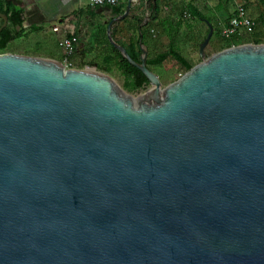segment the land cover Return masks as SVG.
I'll use <instances>...</instances> for the list:
<instances>
[{
    "label": "water",
    "instance_id": "water-1",
    "mask_svg": "<svg viewBox=\"0 0 264 264\" xmlns=\"http://www.w3.org/2000/svg\"><path fill=\"white\" fill-rule=\"evenodd\" d=\"M135 5L106 38L137 97L0 54V264H264V44L206 57V22L200 62L162 87L141 39L136 63L111 35Z\"/></svg>",
    "mask_w": 264,
    "mask_h": 264
},
{
    "label": "crops",
    "instance_id": "crops-1",
    "mask_svg": "<svg viewBox=\"0 0 264 264\" xmlns=\"http://www.w3.org/2000/svg\"><path fill=\"white\" fill-rule=\"evenodd\" d=\"M4 1L11 3L16 10L19 9L21 11V26L14 28L15 32H20L24 39L35 38L41 43L50 45L58 43V50L51 47L48 53L42 54L40 57L59 62L62 61L63 63L67 61L69 64H72L73 60L75 62V60H81V58H86L91 55L92 52L88 49L89 45L93 41H96L98 44L101 42L98 37L101 25L106 23L107 27L109 21L115 18L111 14L110 8H106L108 11H105V7L91 6L87 0ZM153 1L157 7V13L155 19L149 23V27L146 29L144 42L147 50L146 61L154 60L156 56L166 53L170 47V40H173L172 44L174 49L183 58L184 49L187 48L184 43L188 46H195L196 44L202 43L208 27L206 23L198 22L191 18L188 13V7H194L207 17L210 20L209 24L212 27V33L219 35L227 26L229 18L234 11L237 8H242L246 15L254 21V27L250 33L248 35L245 34L242 38L249 39L250 41L256 39L262 43L264 41V0H186L187 3L185 6L184 0ZM123 3L124 0H120L119 5ZM126 4L127 1L123 6L124 10ZM184 8L188 13L186 15L188 17L184 15ZM107 14H110L113 18L111 16L110 18ZM141 15L144 16L143 22L147 23L148 18L145 6L143 4L140 7L139 3L131 8L129 15L125 19L117 21L112 25L111 32L113 31L114 36L124 44L135 41L137 35L133 30L132 18ZM184 18L189 19L190 22L196 21L199 24L198 30H192V33H189L190 36L185 38ZM175 31L177 32L176 35L174 34ZM63 38L69 39L75 45V52L71 56H66L63 49L59 47V43ZM103 50L107 52L105 47ZM172 64L177 65L176 62L167 58L161 65L147 66V68L159 77L156 68H161L165 65L171 66Z\"/></svg>",
    "mask_w": 264,
    "mask_h": 264
},
{
    "label": "trees",
    "instance_id": "trees-1",
    "mask_svg": "<svg viewBox=\"0 0 264 264\" xmlns=\"http://www.w3.org/2000/svg\"><path fill=\"white\" fill-rule=\"evenodd\" d=\"M126 1L127 0H124V3L122 5L110 8L111 14L114 17L122 15L124 11L123 6L126 3ZM139 1H140V7L143 6V4L145 6V11L147 13L148 22L147 23L143 22L144 16L142 15L132 18L133 28H134L133 30L136 32V35H137L135 38V41H132V42L130 41L128 44H124L122 43L120 39L114 36L113 31L111 32L113 40L118 45H120L122 48H124L128 56L130 57V59H132L136 63H139V58H140L138 42L141 39V42L144 45L145 38H146V29L149 27V23L155 19V16L157 13V7L153 0H139ZM188 13L191 18L195 19L198 22H203V23L209 22L210 23V20L207 17H205L201 12H199L197 9H195L194 7H188ZM0 14L6 16L7 23H8L7 27L1 29L0 31V52H3L6 50V47L10 42L22 36L20 32L14 31V28H18L21 26V11L19 9L16 10L11 3L4 1V0H0ZM139 33L141 34V38L138 35ZM207 33H208V30L206 32V35ZM174 34L176 35L177 32L175 31ZM101 36H102V33L100 32L98 37L100 38ZM103 37H105V43L109 48V50H107V52H105L102 57L103 69L108 70L111 67H113L123 77L124 89L126 91L133 92V91H138V90H144L148 86V82L144 78V76L136 68L131 66L125 59H123L120 53L107 42L105 32H103ZM238 40H240V38L233 39L228 42L236 43ZM172 42L173 40L172 41L170 40V47L166 53L156 56L154 60H151V61L147 60L146 65L147 66H159L167 58H170L171 60L176 62L177 65H179L182 71L184 72L189 71L192 68V66L189 64V62L186 59H184L174 49ZM251 43L261 44V42L256 39H253ZM228 47L230 46L228 45L226 47L220 48V51ZM97 69L99 70V68Z\"/></svg>",
    "mask_w": 264,
    "mask_h": 264
},
{
    "label": "rangeland",
    "instance_id": "rangeland-1",
    "mask_svg": "<svg viewBox=\"0 0 264 264\" xmlns=\"http://www.w3.org/2000/svg\"><path fill=\"white\" fill-rule=\"evenodd\" d=\"M140 3L139 0H137V5ZM186 0H184V6L186 5ZM104 8L105 11H108ZM187 11L184 8V15H187ZM109 17L110 14H107ZM113 18V16H111ZM110 17V18H111ZM186 17V16H185ZM196 21H191L189 19L184 18V38L189 37V33H192L193 30H198V25ZM106 23L101 25L100 32L102 33V36L100 37V43L98 44L96 41H93L91 45H89V50H91L92 54L89 55L86 58H81V60H75V62L72 61V64L70 66H66L65 63L60 61L63 66H65V69H75V70H82L85 68L88 69H94L98 72H101L110 78L114 80V82L120 87L126 94L137 97L141 93H143L146 89L149 88V85L144 90H138V91H126L124 89V79L123 77L113 68L111 67L108 70L103 69L102 67V57L104 54V47L109 50L108 46L105 43V37H103V32H105ZM201 27V26H200ZM249 41V42H248ZM251 43L249 39L240 38L236 43H229L228 41H222L220 39L219 34L212 33L211 39L209 43L207 44L204 53L206 57H209L217 52L220 51V48L226 47V46H237V45H243ZM262 43V42H261ZM102 44L104 45L102 47ZM231 44V45H230ZM264 44V41L263 43ZM184 45L187 47L184 49V58L189 62V64L193 67L196 64L200 62L199 56H198V48L199 44L188 46L186 43ZM53 47V49L58 50V43H54L52 45L50 44H44L39 42V40L33 39H24V37L18 38L16 41H13L9 43L8 47L5 51L0 52V54H13V55H22V56H30V57H40L42 54L48 53L50 48ZM60 47V46H59ZM170 64V63H169ZM77 66V67H75ZM99 68V70L97 69ZM156 72L159 75V80L162 85V87L167 86L168 84L174 82L177 80L181 75H183L185 72L180 69V67L176 64L165 65L161 68H156Z\"/></svg>",
    "mask_w": 264,
    "mask_h": 264
},
{
    "label": "built area",
    "instance_id": "built-area-1",
    "mask_svg": "<svg viewBox=\"0 0 264 264\" xmlns=\"http://www.w3.org/2000/svg\"><path fill=\"white\" fill-rule=\"evenodd\" d=\"M94 7H117L120 0H87ZM186 16V15H185ZM188 17V16H186ZM254 27V21L250 19L242 8H237L229 18L227 26L220 32L222 41H231L233 39L242 38L245 34H249ZM59 46L63 49L66 56H71L75 52V45L67 38H63ZM65 65L70 66L69 62L64 61ZM65 67V66H64Z\"/></svg>",
    "mask_w": 264,
    "mask_h": 264
}]
</instances>
